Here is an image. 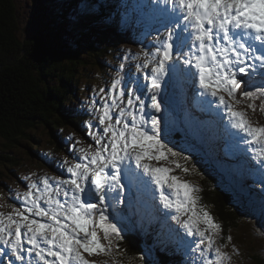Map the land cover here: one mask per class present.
Instances as JSON below:
<instances>
[{"label":"snow or ice","instance_id":"obj_1","mask_svg":"<svg viewBox=\"0 0 264 264\" xmlns=\"http://www.w3.org/2000/svg\"><path fill=\"white\" fill-rule=\"evenodd\" d=\"M156 4L162 8L152 43L135 54L127 50L110 85L89 99L91 143L77 147L83 141L69 137L71 159L63 160L61 175L28 183L13 194L18 204L9 205L11 212H0V256L8 257L7 264H95L85 254L122 264L120 242L145 193L153 206L172 213L192 264H231L224 249L232 237L217 245L225 239L223 227L200 203L201 189L175 174L202 175L190 146L170 127L165 131V90L178 81L192 89L200 111L226 121L235 147L259 166L264 213V125L222 95L236 104L239 95L253 113L264 112V104L255 103L264 100V0ZM129 60L134 71L126 72Z\"/></svg>","mask_w":264,"mask_h":264},{"label":"rangeland","instance_id":"obj_2","mask_svg":"<svg viewBox=\"0 0 264 264\" xmlns=\"http://www.w3.org/2000/svg\"><path fill=\"white\" fill-rule=\"evenodd\" d=\"M13 1H16L18 7H20V1L22 2L24 13L28 16L26 29L30 26L33 30H36L37 35L46 42H54L60 38L74 48H76L77 45H80V41L82 43L81 47H84L83 50L86 49V47L91 49L93 44L96 47V50H99L98 47L102 48L106 44L110 45L111 48L114 49V52L111 49L113 57H110L109 55L103 57L102 61H100L102 63H100L99 66H96V68L90 69V71H87L82 75V71H78V78L76 77L77 82L74 83L77 84V87L74 92L69 90L66 95H83V98L85 95H95L92 91L96 90L98 84H93V89L91 91L90 84L92 82H99V88H107L111 81L115 78L116 72L119 69V64L122 62V57L127 54V50L130 49L133 54L139 52L141 47L152 43L153 36L155 35L156 27L152 26L149 20H145L144 13L139 6L145 9L146 7L140 3V0H108L109 4L113 5V7L109 10H106L103 6L104 0H12V2ZM100 8L104 11V18L101 15ZM18 11L20 12V9H18ZM37 15L39 18L43 17L46 20V23L42 24V26H39L41 20L37 19ZM91 17H93V20ZM104 22L107 24L100 26V24H103ZM52 24L54 26H52ZM116 24L117 27L124 30L126 34L116 30ZM145 33H147V35H144ZM104 52L107 53V51ZM82 54L85 59L90 62V57H88V55L84 52H82ZM134 64V60H129L126 63L125 71H134ZM48 82L50 87L51 85L54 86L58 83L57 81L51 82L50 78L48 79ZM83 87H87L88 90ZM241 91H243V89H241ZM167 92L168 91L166 89L165 95ZM177 95L183 96L178 90L177 93L173 95V100L175 102L179 100L177 103L181 106L182 114L185 119L192 123V127H189L194 132V136H196L195 139H190V135L188 133H180L178 141L182 144L190 146L191 154L199 171L202 167H204L203 156L207 153L211 159H214L215 156H217V149L220 153H222V155L226 156L225 159H227L228 154H231L235 159L232 163L226 162V166H222L220 161L213 162V165L221 166L223 171L220 172V176L224 178L223 180L226 182V185L223 183L224 187H227L223 189L226 191V194L230 193L233 199H235V197L239 198L233 200V203L243 211V216L245 218V220L241 223L244 225L241 232L239 231V233L231 236V243H228V247L225 248L224 251H227L232 255L231 264H260V262L255 261L251 256V251H254V253H263L262 256H264V213H262L260 206L259 181L262 177L257 171L259 166L255 164L249 155L242 154L241 151L235 147L234 142L227 134L226 121L222 120L220 115L197 111L186 105V103H184ZM224 95L225 99L228 100V102L231 103L236 110L246 111L249 119L258 122L257 126L264 125V112L257 111L256 113H253L250 108H247L248 101H244L239 97V95L238 98L241 99L239 104L233 102L226 94ZM168 99L169 96L167 97V102ZM71 101L75 104L74 100ZM255 103L259 108L262 104H264V100H256ZM83 107L89 109L86 104H83ZM68 108H70V106ZM175 108V106L172 108L168 103L166 105V111L162 113V115H164L165 118H172V115L176 117L175 113H173ZM193 118L196 119L194 120ZM69 130L72 132V137L76 140L77 133L79 135L82 133L77 129H73V127ZM59 134L62 139L65 138L64 135L67 136L66 129H64L63 132H59ZM83 134L86 136H82L80 138V141H83V144L77 145V147H87V145L91 143L90 138L87 137V133L84 132ZM197 138L202 140V144L196 141ZM206 144L207 146L203 147V145ZM68 146L69 144H67V147L66 145L64 146L66 151H64L63 154H59L62 157L58 156L59 160L57 161L62 162L60 158L71 159ZM24 159L25 157H21L20 161H23L25 166L27 162V169L33 170L37 168L34 181H39L46 175L53 177V168H49L42 160V162H39V158L36 157L38 166L30 162V160L32 161V158L28 161H25ZM233 164L235 166H233ZM216 170L217 169L213 168L214 172ZM208 172L210 171L208 170ZM175 174L182 176L183 179L192 182L201 189L199 193V196L201 197L200 203L204 205L205 208H207V205L203 199H206L203 186L206 184V181L210 180L211 183L215 184L211 185L212 188H214L213 186H216V184L221 183V180L213 174V177L210 175L201 177L195 172L191 175H185L182 172L177 171ZM14 175L16 176V174ZM60 175V167L56 166V176L59 177ZM25 177H30V180H25ZM5 178L7 184L11 185L10 177L5 176ZM24 178L20 192L26 190V185L28 183L33 182L31 176L29 175H24ZM141 200L143 203L138 205V210L134 214H139L142 217H152V215L161 214L162 219H160V223L169 233L168 238L164 239L166 233L164 229H161V232L155 236L161 238L166 243L173 244L175 241L172 240V237L176 236L179 238L183 235V230L174 220L171 219L170 216H172V213L165 212L158 206H153L154 202L151 200L150 195L148 197L142 195ZM211 202H209V207L212 205ZM14 204H18V202L14 201ZM251 206L256 209H252ZM210 213L213 215L212 212ZM213 217L215 218L214 215ZM153 225V218L146 221L145 224L140 222H137L135 225L129 224V228H136L139 231L141 241L140 248H148L146 239L149 237ZM224 231H226L225 227H223V232ZM221 235L225 238L224 240L228 237L224 233ZM104 243L106 244V241ZM124 243L128 244V241H124ZM224 243L225 242H223L222 239H217V245ZM251 244L258 245L257 250H253L254 247L253 249L249 248ZM234 248L238 250V254L233 252ZM175 250L181 255V264H192V261L189 258L190 254L185 250V248H183V250H177V248H175ZM141 254L147 257L149 261L153 262V257H148L147 251H141ZM183 255H185V257H183ZM7 259L8 257L1 256L0 262L7 264ZM89 260L94 261L95 264H115L112 257L103 255L90 257ZM129 260H131V263L135 264L132 257H130ZM160 261L162 264H176L175 262L165 260Z\"/></svg>","mask_w":264,"mask_h":264},{"label":"trees","instance_id":"obj_3","mask_svg":"<svg viewBox=\"0 0 264 264\" xmlns=\"http://www.w3.org/2000/svg\"><path fill=\"white\" fill-rule=\"evenodd\" d=\"M103 6L106 10L113 7L108 0L103 1ZM22 7L21 1L20 7H18L16 1L0 0V182L5 179V176L11 179L16 168L25 166L24 162L20 161L21 157H25V161L31 159L33 148L48 146L51 152L55 151L59 154L66 151L64 146L67 147V144L64 143L59 132L60 146L55 142L53 136V131H60L59 128L62 127H71V122L79 124L68 108L74 95H66V93L69 90L74 92L76 89L77 84L74 83L77 82L78 71H82V75L90 69L96 68L102 63L100 62L102 58L112 54L111 49L113 50L108 44L102 48L98 47L99 50H96L93 43L91 49L86 47L83 50L84 47H81L80 41V45L74 48L60 38L54 42H46L30 26L26 29L28 16ZM100 10L104 18V11L101 8ZM37 19L41 20L39 26L46 23L43 17L39 18L37 15ZM91 19L93 20V17ZM52 26L54 25L52 24ZM115 29L123 32L118 27ZM82 52L90 57V62L85 59ZM49 78L51 82L57 81L58 83L50 87ZM83 88L88 90L87 87ZM85 123L82 120L80 126L72 127L80 132L84 130L82 134L87 133ZM64 137L66 136L64 135ZM175 139L177 140V137ZM54 145L57 147L54 148ZM217 152L220 153L218 149ZM41 160L49 168H53V162ZM57 160H59L58 156ZM225 162H227L226 159ZM19 170L17 174L20 173ZM199 172L202 173L199 175L201 177L208 175L213 177L205 166ZM206 184L203 186L206 195V199H203L208 206L206 210L212 212L216 222L225 227L226 231L222 233L232 236L241 232L244 227L241 223L245 218L243 211L233 203V200L239 198L233 199L231 194H226V191L218 184L212 188L211 185L215 184L210 180H207ZM209 202L212 203V208L209 207ZM156 234L157 232L154 237ZM159 240L161 239L159 238ZM125 241H128V244L125 243V247L129 252L125 251L119 255L122 263L133 264L129 260L132 257L135 264H155L154 261L151 262L148 259H145L144 262L139 259L142 254L138 238L129 237ZM222 241L227 242L224 239ZM148 242L149 246L153 247L152 242ZM257 246L251 244L249 248L253 249L254 247L253 250H257ZM152 251H148L150 257H153ZM169 253L177 259L179 264L182 263L181 255L172 245ZM161 254L165 256L163 260L168 257V252L164 250L161 251ZM262 255L263 253L251 251L252 258L260 264H264ZM160 264L162 263L160 262Z\"/></svg>","mask_w":264,"mask_h":264},{"label":"bare ground","instance_id":"obj_4","mask_svg":"<svg viewBox=\"0 0 264 264\" xmlns=\"http://www.w3.org/2000/svg\"><path fill=\"white\" fill-rule=\"evenodd\" d=\"M140 3L145 5V7H146V9H145V8L139 6L140 9L144 13L145 20H149L150 23L152 24V26H155L156 28L159 27V24H158L157 21H158V18H159V12H160V10L162 8V5L160 7H158L156 2H155V0H140ZM153 20H155L156 22L153 21ZM103 25H105V24H101L100 26H103ZM125 26H128V25H125ZM115 28H117V24H116ZM122 31L123 32H121V31L120 32L123 33V34H126L124 30H122ZM113 52H114V49H113ZM109 56L113 57L112 54H109ZM178 90H179L181 95L186 97L185 99L182 100L184 103H186V105L192 107L193 109H195L197 111H200L199 107L195 106V104H194V101H193V98H192L193 97V91L188 85L184 84L183 81H178L175 85H169V87L167 88L168 92L164 96V98H165L164 103H165V105H167L169 103L172 108L174 106L176 107L173 110V113H175V112H178V113L177 114L175 113L176 117H174L172 115V121L174 123H177L178 119H180V118L185 119L183 114L182 115L179 114V112L182 113L181 106L179 105V103H177L179 100H177V102H175L173 100V95L176 94ZM169 95H172V97H171L170 101L168 100V102H167V97ZM222 95H224V94L222 93ZM186 122L188 123L189 126H191L192 123L190 121H188L186 119ZM184 132H186V131H182L181 134H183ZM236 165L239 166L238 164H236ZM233 166H235V165L233 164ZM172 246L174 248H177V249L179 248L180 250H183V248H184L179 243V240H177V242L175 241L172 244Z\"/></svg>","mask_w":264,"mask_h":264},{"label":"water","instance_id":"obj_5","mask_svg":"<svg viewBox=\"0 0 264 264\" xmlns=\"http://www.w3.org/2000/svg\"><path fill=\"white\" fill-rule=\"evenodd\" d=\"M126 252H129V251H126Z\"/></svg>","mask_w":264,"mask_h":264}]
</instances>
